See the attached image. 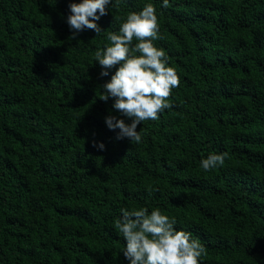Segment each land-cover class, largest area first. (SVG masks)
<instances>
[{
    "label": "trees",
    "instance_id": "16d2710c",
    "mask_svg": "<svg viewBox=\"0 0 264 264\" xmlns=\"http://www.w3.org/2000/svg\"><path fill=\"white\" fill-rule=\"evenodd\" d=\"M80 2L0 0V264H129L115 223L140 208L175 218L200 264H264V0H112L100 34L70 39ZM149 3L180 84L130 143L95 51Z\"/></svg>",
    "mask_w": 264,
    "mask_h": 264
},
{
    "label": "clouds",
    "instance_id": "9594fccd",
    "mask_svg": "<svg viewBox=\"0 0 264 264\" xmlns=\"http://www.w3.org/2000/svg\"><path fill=\"white\" fill-rule=\"evenodd\" d=\"M110 3L112 0L71 3V14L67 17L73 30L70 39L86 29L100 34L102 30L96 21L108 13L106 6ZM163 7H168V0H163ZM158 33L156 9L149 3L139 13H130L120 25L119 33H108L110 46L95 51V61L103 69L101 76L118 65L111 80L101 86L99 97L103 101L113 98L112 108L131 119V123H125L115 116L105 118L110 130L119 129L117 139L141 142L137 126L158 119L159 113L172 107L169 97L179 87L180 78L174 68L167 66L165 51L154 45L161 38ZM134 40L137 43L133 45ZM225 158V153L211 154L201 161V167L207 171L223 166ZM121 212L115 227L126 242L122 253L129 264H200L205 248L190 232L177 230L175 218L161 214L158 209L150 214L146 208Z\"/></svg>",
    "mask_w": 264,
    "mask_h": 264
}]
</instances>
